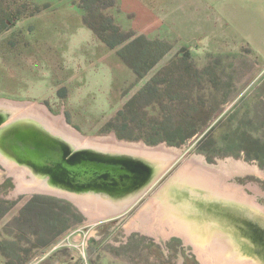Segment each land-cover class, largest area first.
Listing matches in <instances>:
<instances>
[{"label":"rangeland","instance_id":"374dc122","mask_svg":"<svg viewBox=\"0 0 264 264\" xmlns=\"http://www.w3.org/2000/svg\"><path fill=\"white\" fill-rule=\"evenodd\" d=\"M218 1L114 0L105 7L102 0L92 6L88 21L100 30L111 18L121 32L170 45L167 54L138 77L119 57L118 48L109 46L85 23L87 11L81 0H0V100L42 104L84 136L113 134L121 141L180 151L137 200L107 217L88 216L76 203L79 218L61 202L51 204V210L38 209L34 202L22 211L35 193L16 192L15 178L0 162V264H200L192 246L178 236L125 234L121 226L192 154L202 155L206 163L227 157L243 160L264 171L257 159H247L238 151L233 135L236 129L255 137L264 134V115L252 120L264 114V40L236 28L231 12L224 10L226 1ZM218 9L225 15L220 16ZM185 63L200 73L182 67ZM167 65H174L168 68L171 72L159 74ZM155 74L165 80L159 85L163 95L158 92L159 99L145 107L119 113ZM179 80L189 90L185 97H176ZM192 93L197 101L192 110L202 108L199 100L204 97L203 115L210 114L198 135L180 145L145 141L164 135L156 126L164 111L161 101L165 107L175 98L191 101ZM214 125L212 151L225 155L212 154L210 162L196 146ZM232 180L239 185L252 182L264 192V179L256 175H234ZM107 200L88 199V204L100 209ZM58 211L63 215H58L55 228L62 227L64 216L69 217L66 227L52 243L41 244ZM32 214L42 215L41 219H31Z\"/></svg>","mask_w":264,"mask_h":264},{"label":"water","instance_id":"95a60500","mask_svg":"<svg viewBox=\"0 0 264 264\" xmlns=\"http://www.w3.org/2000/svg\"><path fill=\"white\" fill-rule=\"evenodd\" d=\"M8 105H0V151L30 172L49 173V179L38 178L50 188L33 193L74 205L75 195L123 198L127 206L165 167L145 176L134 154L79 148L44 121L34 120L33 113L26 112L34 121L24 118L28 114H16L15 108L22 106ZM241 174L264 179V171L242 160L227 157L214 165L192 154L121 226L123 233L178 236L192 246L200 264H264V192L252 182L232 180Z\"/></svg>","mask_w":264,"mask_h":264},{"label":"trees","instance_id":"16d2710c","mask_svg":"<svg viewBox=\"0 0 264 264\" xmlns=\"http://www.w3.org/2000/svg\"><path fill=\"white\" fill-rule=\"evenodd\" d=\"M102 0H81V7L87 11V16L85 17V23L92 28L99 37L105 41L109 46L113 48H118L117 54L119 57L127 64L129 65L133 71L136 73L138 77L144 76L150 69H152L159 60L167 54V52L170 50V45L160 39H147L142 35H133V34H127L124 32H121L120 29H118L116 26L113 25L112 19H108V26L105 29L100 30L98 27H96L94 24L88 21V17H92V13L90 12L91 7L98 6L101 3ZM104 3H106L105 7H108V5H112L114 3V0H104ZM170 66L174 65H167L166 67H163L162 70L158 71L159 74H169L171 72L170 69H168ZM182 67L187 68L188 70H191L195 73H200L199 69L197 68H191L188 64H183ZM179 73H184V70H178ZM159 74L153 75L139 90L134 93L131 98L127 101V103L124 105V108L119 111V113L123 112L124 110H135V109H141L145 107V105L150 104L152 101L159 99L157 96L158 92L161 90V86H159L161 83H164L165 80L161 81L158 77ZM191 74V73H188ZM193 76V74H191ZM193 79V78H192ZM182 80H179V82H176L179 84L180 90L179 94L176 95L180 97H185L188 93V88L185 87L184 83H181ZM173 84V81L170 82V84ZM171 87V85H169ZM195 89V87H194ZM161 93V92H160ZM162 94V93H161ZM163 95V94H162ZM192 100L189 101L187 98H175V101L173 104L165 107L163 101H161V104H163L164 111L161 115V119L157 122L156 126L159 124V130L161 127V132L164 133V135L160 134L161 137L159 138H153V139H146L148 143L155 144L160 141H165L166 143L170 145H180L182 143H185L188 139H190L194 135H198V132L200 130V127H202L206 121L209 120L210 114L203 115V110L205 109L204 103L206 100L203 98H200V106L202 108H195L193 109V103L197 102L196 99L193 100V93ZM197 95V94H196ZM153 100H150V99ZM143 100V101H141ZM171 108V112L170 109ZM173 107V108H172ZM167 108V110H166ZM204 108V109H203ZM207 111L205 110V113ZM169 113V115L167 114ZM177 115V116H175ZM261 115H264L262 113L256 114L254 117L257 121V117H260ZM161 121V122H160ZM262 121V120H261ZM155 126V127H156ZM217 128V125L212 126L207 132H205L197 141L196 149L200 152H203L206 154L207 158L211 161L212 158L210 157L212 154H217L219 156L225 155V152H218V151H212V146L214 145L211 138L213 137V131ZM234 137L237 138L238 143V151H243L245 154V158L247 159H257L261 166H264V162L262 161V158L264 159V134L261 136H253L250 135V133H246V131H238L237 129L233 133ZM120 136V135H119ZM37 202L38 209H50L53 207L51 204L61 202L66 206V209L68 211H71L74 213L77 210L73 203L70 201L52 196V195H45V194H36L32 196V200H29L28 204L23 208L22 211H25L31 203ZM42 202H48V204L45 206ZM55 206V205H54ZM51 210V209H50ZM54 211V210H53ZM70 212V213H71ZM55 214V212H53ZM56 217L54 216V220H52L51 229L47 228L45 230V234L47 235L46 238L44 235L42 236L41 244H49L52 243L56 237L65 227L67 224V220L69 217L63 218L64 223L62 224V227L59 229H56L57 225V219H59L58 215H63V212H56ZM75 215V214H74ZM40 214H32L31 219L34 217L40 218ZM76 216V215H75ZM78 218L80 217L79 214H77ZM76 216V217H77ZM47 219V218H46ZM42 221V220H41ZM39 221V223H41ZM54 223V224H53ZM44 229V228H43ZM35 233V232H32ZM41 239V238H40ZM10 261H7L5 264H10Z\"/></svg>","mask_w":264,"mask_h":264},{"label":"bare ground","instance_id":"6f19581e","mask_svg":"<svg viewBox=\"0 0 264 264\" xmlns=\"http://www.w3.org/2000/svg\"><path fill=\"white\" fill-rule=\"evenodd\" d=\"M17 105L22 107L15 108L16 114H28L25 119L30 117L29 113H33L35 117H32L34 120L38 121L40 123H47L51 130L56 131L61 137L68 140V142H71L72 144H75L76 146L82 147V148H89V150H103V151H117L120 153H131L134 154L135 157L138 159V163L143 166V173L145 176H151L153 172L157 169L158 166L162 165L163 170H166L178 157L180 154V151L176 149L175 147H165L164 145H157V146H146L142 142H128V141H121L116 138L115 135H109L105 137L100 136H84L80 132H78L76 129L68 125L63 119L53 116L45 106L39 103L35 102H21V101H12V100H0V105ZM0 106V110H1ZM12 114V112H10ZM23 115V116H24ZM31 118V117H30ZM31 118V119H32ZM37 118V119H36ZM32 119V120H33ZM33 120V121H34ZM32 121V122H33ZM188 159V158H187ZM186 159V160H187ZM233 159V158H232ZM185 160V161H186ZM184 161V162H185ZM221 160H218L217 162L208 163V164H218ZM243 161V160H242ZM0 162L7 168L8 172L13 175V177L16 180V192H30L37 189H49L50 185L47 184L45 181L43 184L40 182V178H45L47 176L48 171L42 170H33L30 172L26 166L19 163L17 160H15V157H8L6 156L5 152L0 151ZM247 163V162H245ZM248 165H255V164H249ZM258 169H260L257 165H255ZM261 170V169H260ZM29 173L31 174V177H26ZM161 173V174H162ZM37 176H36V175ZM160 174V175H161ZM234 177V176H233ZM49 179V177H47ZM141 183V182H140ZM139 183V184H140ZM143 184V183H142ZM141 184V185H142ZM90 197V198H89ZM92 197V198H91ZM73 199L75 202L80 205L88 214V216H98V217H107L110 215H114L117 212H119L121 209L125 208V199L123 198H107L108 200L105 201L107 204L103 206V208H93L90 207V204H88V199L94 200L97 202L101 199H106L105 197L98 196V195H85L80 197V195L73 196ZM128 201V199H127ZM132 199L129 201V204L126 206L128 207L130 203H132ZM97 207V206H96ZM120 209V210H119ZM187 242V241H186ZM188 243V242H187Z\"/></svg>","mask_w":264,"mask_h":264},{"label":"crops","instance_id":"0c3cea01","mask_svg":"<svg viewBox=\"0 0 264 264\" xmlns=\"http://www.w3.org/2000/svg\"><path fill=\"white\" fill-rule=\"evenodd\" d=\"M220 1H226L224 10L226 14L228 10L231 12L236 28L264 40V0H219L218 3ZM224 10H219L220 16L225 15Z\"/></svg>","mask_w":264,"mask_h":264}]
</instances>
